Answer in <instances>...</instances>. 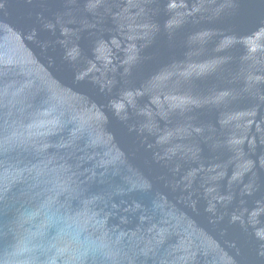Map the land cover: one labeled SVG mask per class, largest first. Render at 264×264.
Listing matches in <instances>:
<instances>
[{"label":"water","instance_id":"1","mask_svg":"<svg viewBox=\"0 0 264 264\" xmlns=\"http://www.w3.org/2000/svg\"><path fill=\"white\" fill-rule=\"evenodd\" d=\"M0 264H264V0H0Z\"/></svg>","mask_w":264,"mask_h":264}]
</instances>
